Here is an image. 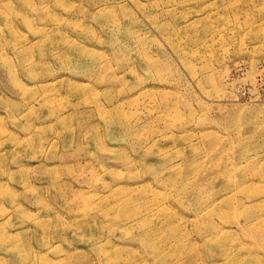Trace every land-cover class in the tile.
Listing matches in <instances>:
<instances>
[{
  "label": "rangeland",
  "instance_id": "374dc122",
  "mask_svg": "<svg viewBox=\"0 0 264 264\" xmlns=\"http://www.w3.org/2000/svg\"><path fill=\"white\" fill-rule=\"evenodd\" d=\"M251 158L264 0H0V264H264Z\"/></svg>",
  "mask_w": 264,
  "mask_h": 264
},
{
  "label": "bare ground",
  "instance_id": "6f19581e",
  "mask_svg": "<svg viewBox=\"0 0 264 264\" xmlns=\"http://www.w3.org/2000/svg\"><path fill=\"white\" fill-rule=\"evenodd\" d=\"M247 164L249 165L248 167V171H251L249 174L247 173V170H244L242 166V164ZM256 161L253 160V158L251 159H243L240 160L239 162H237L236 164H231L230 166H228L227 171L231 172L233 170H235V172H238L239 170H242L241 172V176L237 177V181L234 180L233 182H240L239 180L241 179V183H247V182H251L253 180H255V176L260 175V177L262 178L261 180L264 182V170L257 168L256 169ZM248 175V176H247ZM232 182V181H231ZM230 185V184H229ZM226 185V186H229ZM240 186V184H238ZM254 184H249V187L246 185L243 188H238L240 191L241 190H245L247 192H253L254 191ZM121 187L117 190H120ZM232 190V189H230ZM259 192V191H256ZM242 224L239 223V226H241ZM247 228H250V231L252 232V234H257L259 235V237L261 238V241L264 240V216L262 215H252V216H248L245 220V224H244ZM241 226V228H244L245 226ZM216 228L213 227V230H215ZM217 230V229H216ZM214 234V233H213ZM218 235V236H217ZM221 234L218 233V231H216V234L214 235V239L211 238L209 241V243H211L213 240L215 241H220ZM258 237V236H257ZM264 242V241H262Z\"/></svg>",
  "mask_w": 264,
  "mask_h": 264
}]
</instances>
